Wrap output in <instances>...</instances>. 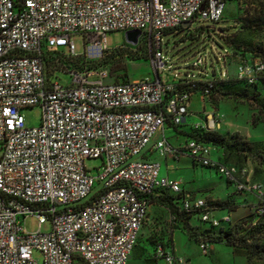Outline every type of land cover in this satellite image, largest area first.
Listing matches in <instances>:
<instances>
[{
    "label": "built area",
    "instance_id": "2783aa9c",
    "mask_svg": "<svg viewBox=\"0 0 264 264\" xmlns=\"http://www.w3.org/2000/svg\"><path fill=\"white\" fill-rule=\"evenodd\" d=\"M226 5L227 0H0V264H128L151 196L167 190L183 193L180 211L214 227L232 223L230 215L212 214L217 209L208 196L186 194L181 179L162 175L154 154L187 156L195 166L215 169L237 193L253 194V211L264 214V184L252 182L248 168L213 160L212 144L188 137L174 145L165 134L185 125L194 95L158 75L165 66V32L195 20L220 22ZM130 31L141 33L130 45L146 47L156 76L106 83L105 70L70 71L67 86L47 76L44 51L68 49L69 57L100 61L112 52L107 35ZM74 35L84 38L82 54L75 53ZM197 56L194 67L207 64ZM92 76L99 81L90 82ZM237 76L255 83L264 76V60L243 62ZM199 94L209 97V90ZM35 106L42 109L41 121L28 127L22 111ZM87 160L101 161L95 174ZM32 215L40 226L50 221L51 231L27 233L22 222ZM201 249L207 255L209 244ZM154 256L185 264L171 247L159 245Z\"/></svg>",
    "mask_w": 264,
    "mask_h": 264
},
{
    "label": "rangeland",
    "instance_id": "374dc122",
    "mask_svg": "<svg viewBox=\"0 0 264 264\" xmlns=\"http://www.w3.org/2000/svg\"><path fill=\"white\" fill-rule=\"evenodd\" d=\"M260 13H262V6H259L256 0H232L227 6L226 19L223 21L211 23L195 20L188 29L178 28L169 31L163 38V62H165V66L158 71V75L162 80L172 83L186 79L202 81L220 78L227 80L229 77L228 81L220 82L209 97L194 94L191 98V113L186 117L185 125L177 130H168L167 136L172 144H183L184 140L191 135L194 124L206 125L208 128V117L211 116L212 128H208L209 130L218 131L229 142L238 140L242 143L237 148L228 150L212 146L211 158L219 160L222 155L221 158L225 162L240 168H248L252 182L264 184V166L253 156V153L264 152V88L261 86L253 88L239 83L236 80L238 56L232 54L231 57L226 56L225 60L223 58L227 47L223 37H227V35L231 38L241 35L243 39L251 41L254 46L264 48V31H256L250 34L245 29L233 27L235 22L243 19L250 24L256 16L261 15ZM71 41L74 44L75 53L82 54L83 36L74 35ZM106 43L110 50L120 46H124L128 50L134 49L127 43L123 32L108 34ZM64 52L67 54L68 49H65ZM198 52L207 63L202 67L193 66L198 58ZM130 54L131 57L129 55V58L106 62L103 70L108 72V76L104 78V82H118L124 78L139 81L157 75L153 65L148 60L149 57L134 60L135 54L132 52ZM55 67L51 63L48 69L53 70ZM50 80L60 86H67L71 79L66 74H59L52 76ZM89 81L98 82L99 77L92 76ZM22 114L28 127H36L40 124L42 109L40 106L26 108ZM152 157L153 159L159 158L163 162L164 169H166V163L161 157L156 154ZM180 160L177 168L174 167V162H168V165L172 166L169 172L173 177H182L186 190L191 189L194 185H210L218 196L226 194V190L230 194H235L234 200L238 204L237 208H239L231 213L228 210H216L212 213L214 216L224 218L230 215L233 223L250 222L254 219L251 208L257 202V198L253 194L237 193L235 186L228 184L215 169L201 165L193 167L192 161L186 157ZM100 165V160L86 161L87 168L91 169L93 174L96 173L94 168H98ZM194 193L200 198L207 196V193L200 191ZM165 215L155 216L153 214L152 221L146 225L141 238L151 240L153 243L166 236L171 239V234L177 225L170 222L168 214L167 217ZM22 225L27 233L38 231L48 233L52 228L50 221H46L40 226L39 219L33 215L28 216ZM204 225L209 226L208 224ZM248 234V232H242V236ZM176 238L180 254L190 256L192 264H243V257H246L243 249H234L224 243L211 244V248L215 249L214 252L208 249V253L205 255L201 249V244L198 245L189 241L181 234H178ZM261 243L264 244V237L261 239ZM35 257L39 259L38 254H35ZM258 264H263V262H258Z\"/></svg>",
    "mask_w": 264,
    "mask_h": 264
},
{
    "label": "trees",
    "instance_id": "16d2710c",
    "mask_svg": "<svg viewBox=\"0 0 264 264\" xmlns=\"http://www.w3.org/2000/svg\"><path fill=\"white\" fill-rule=\"evenodd\" d=\"M232 0H227V5ZM241 1V0H239ZM259 6H262L261 15L256 16L255 19L248 24L247 20L243 19L239 22H235L233 27H238V29H245L248 33H253L256 31H264V0H256ZM226 12V10H225ZM225 12L221 21L225 20ZM191 26V25H190ZM189 26V27H190ZM183 28V26H179L175 29H170L165 32L168 33L171 30H176L178 28ZM237 32V31H236ZM234 34V33H233ZM192 35V34H191ZM226 44V54L223 57L225 60L226 56H238V64L236 66V80L250 87H263L264 88V76L258 77L257 81L253 84L248 83L245 79H239L237 76V67L243 62H247V60H255L260 59L264 60V48L256 47L253 43L247 39H243L242 36H237L236 38H231L227 35V37H223ZM145 51V52H144ZM130 52L134 53L136 58L134 60L143 59L146 56L149 57L148 50L144 45L136 47L134 49H114L111 53H109L104 59L100 61H88L84 58H72L69 57L63 50L61 51H44L43 52V61L45 66V71L48 77L53 76V74L58 71L61 74H67L70 71L77 72H98L103 70L105 64L109 60H117L120 58H129L131 57ZM145 55V56H144ZM228 57V58H230ZM149 60V58H148ZM54 64L56 67L53 70H49L48 66ZM99 68V69H98ZM216 72V70H215ZM129 79L124 78L123 80L115 81L113 83L126 82ZM186 80H181L176 83V88L178 90H185L187 92L193 94L203 93L205 90H209V96L216 90L218 84L220 82H225L229 80H222L220 78H216L215 80H202V81H194L187 84ZM178 128L176 127L175 130ZM191 138L204 141L206 143L212 144L218 149L223 148L224 150H228L230 148H237V146L242 145L240 141L235 140L234 142H229L224 135L219 133L218 131H211L209 129H194L192 127ZM256 160L264 166V152L262 153H253ZM230 197L225 200H214L212 197H208V202L210 205L217 210H228L229 212L237 210L236 202ZM183 198V193L181 194H171L168 190L163 191L160 195L151 196L150 202L151 205L153 203L157 205L164 206L169 211V220L173 222V224L178 225L182 224V228L186 231L189 238L195 241L197 244L208 243L211 244H219L224 243L226 246L234 248V249H243L246 254L248 264H258V262H263L264 264V244L261 243V239L264 237V214L258 215L253 211L254 219L249 221H242L240 223H230L227 225H221L220 227H214L210 223L203 222L200 219L196 218L192 213H188L186 211H180L179 201ZM175 216V219L172 217ZM252 217V218H253ZM149 220V217H148ZM147 220V222H148ZM201 223H199V222ZM146 222V223H147ZM144 224V226L146 225ZM204 224H208L206 226ZM144 229V227H143ZM143 229L139 235L138 242L141 238ZM242 232H248L247 236H242ZM136 244V246H137ZM153 252L159 245L164 247H172V239H169L167 236L161 238L156 243H153ZM135 246V247H136ZM134 247V248H135ZM155 257V256H154ZM256 262V263H255Z\"/></svg>",
    "mask_w": 264,
    "mask_h": 264
},
{
    "label": "crops",
    "instance_id": "0c3cea01",
    "mask_svg": "<svg viewBox=\"0 0 264 264\" xmlns=\"http://www.w3.org/2000/svg\"><path fill=\"white\" fill-rule=\"evenodd\" d=\"M249 60H251V59H249ZM191 106H192V102H191L190 108H191ZM190 113H191V109H190ZM168 130H170V129H167L166 130V132H165L166 136H167ZM159 137L160 136H157V138H159ZM167 138H169V137L167 136ZM187 138L184 140V142L187 140ZM178 145H179V143H178ZM183 157L189 158L187 156H182L179 159H173L171 157L162 158L164 160V163H166L165 164L166 169H164L163 162L159 158H156L154 160L158 161L161 164V174L162 175L168 176V177H170L172 179H181L182 180V177L181 178L180 177L178 178L177 176L173 177V176L170 175V172L169 171L172 168V166H169L168 165V162L169 161L174 162L175 163V166L174 167L177 168L178 163L181 162L180 159L183 158ZM221 157H222V155H221ZM194 166L195 165H193V167ZM176 170H178V169H176ZM183 190H184V192L186 194H189L191 196H196L195 193H194L196 191L204 192V193H207V196L208 197H212L214 200H225L228 197H230V195H232L231 198L234 200V195H235V194H230L229 191L226 190V194H224L222 196H218L215 193L214 188L212 186H210V185H194V186H192L191 189L186 190L184 188V183H183ZM236 204H237V202H236ZM253 207L251 208L252 211H253ZM229 213H231V212H229ZM153 214H155V216H161V215H164V214H166V215L168 214V216H169V211L164 206L157 205V204L153 203L151 205V207H150V210H149V220H148V222L152 221ZM148 222L146 223V225L148 224ZM146 225L144 226V229H145ZM178 234L184 235L186 237V239H188L189 241H193V240H191L189 238V236L186 233V231L182 228V224H178L177 227L174 228V230H173V232L171 234L172 235L171 236V239H172V247H171L172 253L175 256H178V257L183 258L185 260V264H192L193 262H192V259H191L190 256H183L179 252L178 244H177V238H176ZM193 242L196 243L195 241H193ZM209 250L211 252H214L215 249L214 248H211V246L209 245ZM243 258L244 259H243V262L242 263L243 264H248L246 257H243ZM128 264H165V262L162 261V260H158V259H156L154 257L153 244H152V241L151 240H148L146 238H140L139 243L133 249V251H132V253L130 255Z\"/></svg>",
    "mask_w": 264,
    "mask_h": 264
},
{
    "label": "water",
    "instance_id": "95a60500",
    "mask_svg": "<svg viewBox=\"0 0 264 264\" xmlns=\"http://www.w3.org/2000/svg\"><path fill=\"white\" fill-rule=\"evenodd\" d=\"M190 22H187V23H184L182 26L183 28H187L190 26ZM140 32L139 31H130V32H127L125 34V37H126V40H127V43L131 44V45H136L137 42H138V37L140 36Z\"/></svg>",
    "mask_w": 264,
    "mask_h": 264
}]
</instances>
